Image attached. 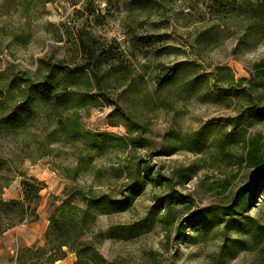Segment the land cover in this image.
I'll list each match as a JSON object with an SVG mask.
<instances>
[{
    "label": "rangeland",
    "instance_id": "1",
    "mask_svg": "<svg viewBox=\"0 0 264 264\" xmlns=\"http://www.w3.org/2000/svg\"><path fill=\"white\" fill-rule=\"evenodd\" d=\"M244 1L52 0L43 7L32 4L26 10L20 0H0V74L11 77L15 72L34 73L39 60L51 64L59 61L61 66L76 70L82 64L77 41L84 39L93 44L97 54L106 53V59L118 57L115 67L122 65L131 73L123 83L115 81L117 77L108 80L101 92L106 102L95 97L82 117L84 131L117 137L127 136L125 125H141L148 131L139 136L145 146L132 157L119 149L97 153L84 147L81 140H57L55 113L46 108L38 111L24 131L1 135L0 161L9 171L0 172V176L11 179L2 198H21L23 179L34 178L44 188L36 206L37 221L0 237V264H33L38 257L27 253L46 251L44 238L54 209L62 201L81 206L80 195L84 194L116 195L122 181L117 182L109 169L122 167L127 159L133 161V166L140 160L149 161L154 173L160 171L163 177L178 168L187 169L190 181L176 189L192 197V213L225 201L227 192L219 195L213 185L232 177L237 169L216 154L217 143L209 144L212 138L201 152L181 144L171 155L159 152L165 144L162 137L168 133H177L184 139L201 132L202 127H209L202 133H212L213 137L221 130H229L226 120L238 114L244 101L240 95L220 94L214 86L216 82L225 86L228 81L233 88L242 90L247 87L243 80L252 79L259 85L250 91L253 100L264 104V80L257 78L253 69L255 64L264 63V37L256 29L248 32L247 26L253 21L241 13ZM246 1L256 4L261 0ZM182 62L194 63L195 71L191 73L200 77L194 88L181 81L158 89L157 77ZM206 82L209 85L204 87ZM0 100H5L1 91ZM115 109L127 119L116 114ZM254 135L264 137V122L248 129L247 138ZM230 148L235 154L241 150L235 145ZM246 180L242 171L228 193ZM164 192V186L149 182L127 211L96 215L92 233L107 264H264V246L238 249L230 257L218 239H193V232L189 240L178 245L166 240L157 227L131 240L111 238L112 229L142 219L153 198ZM249 215L264 223V200L259 199ZM16 234L36 241L28 247L27 241ZM231 236L234 238L232 232ZM74 262L75 256L69 253L54 264Z\"/></svg>",
    "mask_w": 264,
    "mask_h": 264
},
{
    "label": "trees",
    "instance_id": "2",
    "mask_svg": "<svg viewBox=\"0 0 264 264\" xmlns=\"http://www.w3.org/2000/svg\"><path fill=\"white\" fill-rule=\"evenodd\" d=\"M20 1L28 10L32 4L43 7L52 0ZM240 10L244 18L253 21L247 26L248 32L256 29L260 32V37H264V0L256 4L245 0ZM77 43L82 64L76 70L61 66L59 61L51 64L39 60V67L34 73L15 72L11 77L0 74V91L5 96V100H0V136L24 131L40 109L49 108L55 113V127L59 135L57 140H81L84 147L97 153L119 149L132 157V153L145 146L139 138L148 134L144 126L125 125L127 136L117 137L84 131L81 122L90 109L91 101L95 102V97L106 102L101 92L108 86L110 78L117 77L114 80L123 83L131 77V73L122 65L115 67L114 61H118V57L106 59V53L97 54L93 44L84 39ZM193 64L182 62L166 69L162 76L157 77L156 86L163 90L184 81L187 87L193 89L195 80L200 78L191 73L195 71ZM253 69L256 77L264 80V63L255 64ZM243 82L247 87L242 90L233 88L228 81H225V86L218 82L214 85L220 94L240 95L244 101L238 114L226 120L228 131L221 130L213 137L212 133H202L209 131V127H202L201 132L184 139L177 133H168L162 137L165 144L159 152L161 155H171L180 144L189 150L201 152L212 138L209 144L217 143L216 154L237 169L235 175L213 185V190H217L219 195L226 192L228 194L222 204L198 208L192 213V197L176 189L184 187L190 181L187 169L178 168L171 171L169 177H163L160 171L154 173L149 161L140 160L133 166V161L127 159L122 167L117 165L109 169L110 175L117 182L122 181L116 195L84 194L80 195L81 206L62 201L54 209L48 217L44 238L46 251L36 253L31 250L27 253L28 256L38 257L33 260V264H54L64 260L69 253L75 256L74 264H107L98 252L97 237L92 233L97 221L96 215L110 216L127 211L146 190L149 182L156 187L164 186L165 192L153 198L152 206L142 219L112 229L110 235L113 240H131L157 227L165 239L171 240L175 245L189 240L190 232L194 233L193 239H218L222 249H227L230 257L238 249L264 246V223H259L249 215L258 200H264V137L254 135L247 138L249 128L264 122V104H255L250 92L259 85L252 79H244ZM208 85L209 83H204V87ZM115 113L127 119L119 109H115ZM232 145L240 147V152L232 153ZM7 171L9 168L6 163L0 161V172ZM242 171L247 180L229 194L233 182ZM10 182L8 177L0 176V237L17 226L37 221L36 206L44 188V184L34 178L23 179L20 182L21 199L6 201L2 195ZM220 227L223 228L218 231ZM261 260L264 261V254Z\"/></svg>",
    "mask_w": 264,
    "mask_h": 264
},
{
    "label": "crops",
    "instance_id": "3",
    "mask_svg": "<svg viewBox=\"0 0 264 264\" xmlns=\"http://www.w3.org/2000/svg\"><path fill=\"white\" fill-rule=\"evenodd\" d=\"M2 197L4 198V194L2 195ZM19 199H21V198H19ZM19 199H13V200H19ZM4 200H6V199H4ZM22 225H23V224H22ZM22 225H20V226H22ZM17 227H19V226H17ZM17 227H15V228H13V229L7 231V232L4 233L2 236L4 237V236H7V235L11 234L12 232H14L15 229H17ZM16 235H19V234H16ZM19 236H21L25 241H27V245H28V247H30L31 244H34L35 241H36L35 238L29 237V236H25V237L22 236V235H19Z\"/></svg>",
    "mask_w": 264,
    "mask_h": 264
}]
</instances>
